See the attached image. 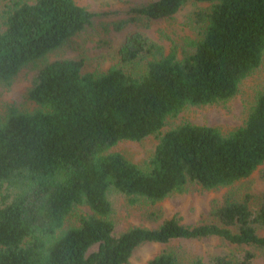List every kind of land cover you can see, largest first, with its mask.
Returning <instances> with one entry per match:
<instances>
[{
  "label": "trees",
  "instance_id": "1",
  "mask_svg": "<svg viewBox=\"0 0 264 264\" xmlns=\"http://www.w3.org/2000/svg\"><path fill=\"white\" fill-rule=\"evenodd\" d=\"M186 1L154 0L131 11L147 21L168 18ZM195 1L210 7L195 12L204 32L182 57L133 31L106 70H87L84 56L56 58L27 91L38 108L9 107L0 121V264H128L146 241L212 236L264 251V186L260 194L243 186L264 165V90L245 123L229 133L185 122L160 134L167 117L185 107L233 97L262 61L264 0ZM94 16L76 0L15 2L0 30V83L10 84ZM144 54L152 57L140 68ZM153 134L160 139L144 167L110 151ZM192 183L229 189L222 201L212 199L211 221L185 225L173 216L115 233L111 188L131 203H156ZM79 206L91 212L64 227ZM255 256L244 249L185 262L163 249L146 264H257Z\"/></svg>",
  "mask_w": 264,
  "mask_h": 264
},
{
  "label": "rangeland",
  "instance_id": "2",
  "mask_svg": "<svg viewBox=\"0 0 264 264\" xmlns=\"http://www.w3.org/2000/svg\"><path fill=\"white\" fill-rule=\"evenodd\" d=\"M35 0H0V30L5 29V16L15 2L33 3ZM154 0H76V2L95 13L90 24L65 44L45 57L24 66L13 77L10 84L0 83V121L10 106L28 112L38 108L27 91L39 69L47 62L59 57L84 56L87 70H106L117 62V48L133 31H141L157 44L160 51H175L178 57L194 49V42L200 39L204 25L196 21L195 12L210 7L208 2L187 0L173 16L147 21L145 17L131 11L133 7L146 5ZM123 21L120 29L119 22ZM152 57L144 54L139 59V67ZM264 90V53L261 64L240 83L238 92L230 99L212 104L187 106L178 115L168 116L162 135L166 131L190 122L193 124L218 127L223 133H229L243 125L253 108L257 95ZM160 136L153 134L140 141L122 140L110 149L120 152L129 160L145 166L153 156ZM244 189L251 188L258 194L264 186V165L244 183ZM242 186V187H243ZM229 189H205L199 184H189L185 191L174 193L162 201L152 203L147 200L131 203L129 198L110 189L108 196L112 203L111 218L115 222V233L134 226L157 227L165 218L176 216L185 225H197L211 221L212 199L222 201L229 196ZM87 206H79L70 214L64 227L78 225L82 214L90 213ZM263 233L264 231H260ZM163 249H171L183 261L188 262L196 256H203L208 262L211 255L225 252L232 255L251 249L255 252L257 264H264V251L251 245L235 248L225 240L212 236L201 239H173L169 243L146 241L136 247L128 264H146L147 261Z\"/></svg>",
  "mask_w": 264,
  "mask_h": 264
}]
</instances>
